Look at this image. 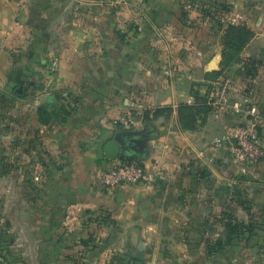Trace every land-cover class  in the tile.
<instances>
[{
	"label": "crops",
	"instance_id": "obj_1",
	"mask_svg": "<svg viewBox=\"0 0 264 264\" xmlns=\"http://www.w3.org/2000/svg\"><path fill=\"white\" fill-rule=\"evenodd\" d=\"M222 79L264 137V0H0V264H264V160L212 148L246 118L203 115ZM121 128L149 180L108 189ZM231 218L254 234L207 255Z\"/></svg>",
	"mask_w": 264,
	"mask_h": 264
},
{
	"label": "built area",
	"instance_id": "obj_2",
	"mask_svg": "<svg viewBox=\"0 0 264 264\" xmlns=\"http://www.w3.org/2000/svg\"><path fill=\"white\" fill-rule=\"evenodd\" d=\"M230 87V79L207 84L204 90L205 102L215 115L230 111L246 118V123L238 126L234 134L217 139L212 148L226 149L237 164L254 168L264 160V137L261 133L263 115L257 106H252L247 100H232ZM120 121L126 126L134 123L133 118L128 117ZM102 180L108 189H115L122 185L145 182L149 180V175L142 163L118 158L115 167L102 173Z\"/></svg>",
	"mask_w": 264,
	"mask_h": 264
},
{
	"label": "trees",
	"instance_id": "obj_3",
	"mask_svg": "<svg viewBox=\"0 0 264 264\" xmlns=\"http://www.w3.org/2000/svg\"><path fill=\"white\" fill-rule=\"evenodd\" d=\"M249 36V31L247 30L246 26L239 25V26H232L231 29L228 32V39L231 40V43H233L234 47L239 49L241 48L242 44L247 41V38ZM198 95V94H197ZM191 107V106H190ZM210 111L209 106L206 104L205 108L203 109V115L208 113ZM202 115V114H201ZM130 159V158H127ZM228 228V234L225 239L223 240H213L211 238L207 241V248H206V254L212 255L220 252L222 249H224V246H228L229 244H233L235 239L238 237H241V231L246 232L250 235H253L255 232L256 225L253 222L245 223L237 220L236 218L228 219L227 223ZM4 230H0V256L4 257V247L8 245V240L4 238Z\"/></svg>",
	"mask_w": 264,
	"mask_h": 264
},
{
	"label": "water",
	"instance_id": "obj_4",
	"mask_svg": "<svg viewBox=\"0 0 264 264\" xmlns=\"http://www.w3.org/2000/svg\"><path fill=\"white\" fill-rule=\"evenodd\" d=\"M147 138L143 132L121 128L104 144V154L110 160L121 156L135 158L140 154L142 140Z\"/></svg>",
	"mask_w": 264,
	"mask_h": 264
},
{
	"label": "rangeland",
	"instance_id": "obj_5",
	"mask_svg": "<svg viewBox=\"0 0 264 264\" xmlns=\"http://www.w3.org/2000/svg\"><path fill=\"white\" fill-rule=\"evenodd\" d=\"M185 1H187V0H185ZM191 1H197V0H191ZM252 1H262V0H245V2L247 3V4H250V2H252ZM114 127L115 128H118L119 127V125H118V123H114ZM114 134V133H113ZM120 158H130V157H128V156H121ZM0 223H3V221H0ZM258 225H260V223L258 224ZM258 229L260 230L261 228H260V226L258 227ZM4 230V229H3ZM249 235V234H248ZM244 239V238H243ZM252 240V242H254V243H260V240H263L264 241V233H262V234H257V235H253V238L251 239ZM245 242V239L244 240H240V241H237L236 240V242L234 243V245H235V254L237 255V253L239 252V250L240 249H242V247H243V243ZM240 261V260H239Z\"/></svg>",
	"mask_w": 264,
	"mask_h": 264
},
{
	"label": "flooded vegetation",
	"instance_id": "obj_6",
	"mask_svg": "<svg viewBox=\"0 0 264 264\" xmlns=\"http://www.w3.org/2000/svg\"><path fill=\"white\" fill-rule=\"evenodd\" d=\"M125 156V155H124Z\"/></svg>",
	"mask_w": 264,
	"mask_h": 264
}]
</instances>
